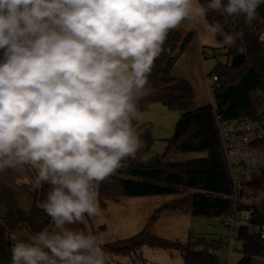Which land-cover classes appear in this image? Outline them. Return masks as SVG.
I'll list each match as a JSON object with an SVG mask.
<instances>
[{"label":"clouds","instance_id":"9594fccd","mask_svg":"<svg viewBox=\"0 0 264 264\" xmlns=\"http://www.w3.org/2000/svg\"><path fill=\"white\" fill-rule=\"evenodd\" d=\"M262 5L0 0V171L29 169L33 190L47 185L39 207L51 221L28 239L12 237L11 264H108L88 221L99 212V184L146 146L133 122L170 31L190 18L232 48L243 32L208 24V14L251 25Z\"/></svg>","mask_w":264,"mask_h":264},{"label":"trees","instance_id":"16d2710c","mask_svg":"<svg viewBox=\"0 0 264 264\" xmlns=\"http://www.w3.org/2000/svg\"><path fill=\"white\" fill-rule=\"evenodd\" d=\"M205 2L200 0V3ZM206 19L209 24L218 22L225 31L243 32L236 45L227 48L230 63L217 64L209 74L218 77V82L213 86L215 104L193 109L195 90L192 84L171 75L178 58L195 37L194 32H188L182 38L177 29L171 30L163 46L164 51L154 61L145 95L139 99L138 106L141 114L154 103L182 111L174 134L167 140L163 155L150 157L148 154L154 138L151 128L146 127L139 136L146 142L145 148L135 159L125 161L126 166L99 184L97 189L103 206L106 201H117L123 197L177 194L180 189L196 191L162 206L135 238L121 246H106V252L120 253L148 245L179 250L184 264H221L214 252H210L213 248H200V243L181 244L151 233V228L163 213L181 212L219 219L232 214L233 182L218 132L216 114L225 119H257L259 110L264 107V42L245 24L243 17L233 23L232 18L222 12H210ZM138 121L133 122V127L141 129ZM251 151L256 156H264V138L254 141ZM189 152H206L207 156L180 162L172 160L179 153ZM145 154L150 157L147 163L140 159ZM250 186L257 192L264 191V174L253 180ZM47 187L45 185L44 189L35 190L34 204L29 212L11 211L0 217V264H11L13 234L22 228L35 233L51 224L50 218L39 207ZM259 213V222L264 223V207ZM240 240L243 242L244 256L238 264H254L256 257H264V240L249 234L246 229H242Z\"/></svg>","mask_w":264,"mask_h":264},{"label":"rangeland","instance_id":"374dc122","mask_svg":"<svg viewBox=\"0 0 264 264\" xmlns=\"http://www.w3.org/2000/svg\"><path fill=\"white\" fill-rule=\"evenodd\" d=\"M207 23L209 24L208 21ZM177 29L186 33L194 32L195 37L178 58L171 70V75L192 84L195 90L193 109L209 104L214 105L212 86L214 83L209 74L217 64L230 63L231 59L227 55V48L219 46L218 37H214L210 31H205L204 25L194 24L190 18L183 20ZM203 50L209 54L204 56ZM181 114L182 111L169 109L161 103H154L141 115L138 121V126H141V129L134 127L135 134L140 136L146 127L151 128L154 141L148 154L150 157L161 156L165 153L167 140L174 134ZM206 156V152L179 153L173 156L172 160L180 162ZM195 191L180 189L177 194L123 197L117 201H106L105 206L98 198V215L90 218L88 223L94 234L103 241L104 250L110 245L121 246L131 241L145 228L155 211ZM67 227L80 229L83 228V225L74 224L67 225ZM151 233L159 238L181 244L200 243V248H213V252L221 264L228 261V250L221 246L218 247L220 239L224 236L223 224L219 218L192 216L189 213L181 212L163 213L151 228ZM31 234L27 228H22L13 236L28 239ZM236 246L238 250H234V252L238 256L233 257L230 264H238L242 255L241 243H237ZM106 253L108 254V264H184L179 250H166L148 245L137 250H125L120 253L108 251ZM254 264H264V261L255 258Z\"/></svg>","mask_w":264,"mask_h":264},{"label":"built area","instance_id":"2783aa9c","mask_svg":"<svg viewBox=\"0 0 264 264\" xmlns=\"http://www.w3.org/2000/svg\"><path fill=\"white\" fill-rule=\"evenodd\" d=\"M257 13V19L248 26L264 42V5L258 8ZM204 53L209 54L206 51ZM212 81L214 86L218 77L213 75ZM216 122L233 182L231 200L234 209L232 214L221 218L224 236L218 244V247L228 250L229 258L225 264H230L231 259L238 256L234 252L238 250L237 243H241L242 252V229L264 240V223L259 222V210L264 207V191L257 192L250 186L253 180L264 174V160H258L255 164L251 162V156H256L251 151V144L264 138V113L257 119H225L217 113ZM243 256L242 253L240 260ZM256 258L264 261V257Z\"/></svg>","mask_w":264,"mask_h":264},{"label":"crops","instance_id":"0c3cea01","mask_svg":"<svg viewBox=\"0 0 264 264\" xmlns=\"http://www.w3.org/2000/svg\"><path fill=\"white\" fill-rule=\"evenodd\" d=\"M177 30L182 38L187 34ZM204 51L203 54L206 56ZM34 192L28 169L9 168L0 171V217L6 216L11 211L29 212L34 204Z\"/></svg>","mask_w":264,"mask_h":264},{"label":"water","instance_id":"95a60500","mask_svg":"<svg viewBox=\"0 0 264 264\" xmlns=\"http://www.w3.org/2000/svg\"><path fill=\"white\" fill-rule=\"evenodd\" d=\"M263 113H264V107L259 110L257 117L258 118L261 117L263 115Z\"/></svg>","mask_w":264,"mask_h":264}]
</instances>
